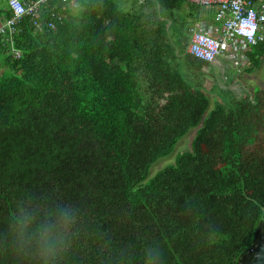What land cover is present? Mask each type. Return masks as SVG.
Segmentation results:
<instances>
[{
  "label": "trees",
  "instance_id": "1",
  "mask_svg": "<svg viewBox=\"0 0 264 264\" xmlns=\"http://www.w3.org/2000/svg\"><path fill=\"white\" fill-rule=\"evenodd\" d=\"M74 1L0 36V264H237L264 206V94L207 88L209 62L173 47L162 10L194 3Z\"/></svg>",
  "mask_w": 264,
  "mask_h": 264
},
{
  "label": "built area",
  "instance_id": "2",
  "mask_svg": "<svg viewBox=\"0 0 264 264\" xmlns=\"http://www.w3.org/2000/svg\"><path fill=\"white\" fill-rule=\"evenodd\" d=\"M49 0H6L10 16L0 13V36L7 33L12 45L17 23L23 15H28L33 25L40 28L46 25L54 28L64 19L63 11L76 6L74 0H60L61 8L49 9L45 22L39 19V8ZM199 7H214L212 19L196 20L189 28L190 38L187 52L201 60L211 62L217 56L226 54L238 61L250 46L258 41L264 42V0H185ZM12 57L18 59L20 52L11 47Z\"/></svg>",
  "mask_w": 264,
  "mask_h": 264
},
{
  "label": "rangeland",
  "instance_id": "3",
  "mask_svg": "<svg viewBox=\"0 0 264 264\" xmlns=\"http://www.w3.org/2000/svg\"><path fill=\"white\" fill-rule=\"evenodd\" d=\"M119 2L123 3V0H119ZM186 5V3H182L179 8L165 9L162 10V13L166 12L168 14H171V19L173 20L174 27L184 25L186 28L187 24L191 22L189 25L191 26L195 22L194 18H196V16H199L200 14V10L190 9ZM238 61L239 62L237 66L232 69H227L225 68V66L220 64V68L218 67L219 69H217V73L221 80L217 78V75H214V81H226L220 83H225L224 88L226 87L228 89L226 93H233L234 96L239 97L243 94L244 91H248L250 96L252 97L253 94L256 93L257 90H259L258 94L262 97V94H264L262 93L264 92V56L260 58L257 66H252V63L245 55L242 56ZM246 68L251 69L248 71ZM207 70L208 69H206V71ZM202 79L205 85L207 84V82H209V79L207 80L205 72L202 73ZM233 79L237 80H234L231 82V84H229L230 80ZM209 97L212 98V94H209ZM195 130L196 127L189 128L184 135L177 139L173 149L168 154L158 157L154 162H152L147 172V178L151 177L163 166L172 163L177 153L187 150L190 147V142L195 133Z\"/></svg>",
  "mask_w": 264,
  "mask_h": 264
},
{
  "label": "crops",
  "instance_id": "4",
  "mask_svg": "<svg viewBox=\"0 0 264 264\" xmlns=\"http://www.w3.org/2000/svg\"><path fill=\"white\" fill-rule=\"evenodd\" d=\"M137 0H123V5L127 6L129 4H135ZM0 3L6 4V0H0ZM187 6V5H186ZM200 10V14L198 16L196 20L202 19V18H208V19H212L213 17V13H214V7L212 6H208V7H199ZM163 15V19L165 20V24L164 27L166 28V31L168 33V38L170 43L173 45V47L177 48V47H182V44L186 45L187 48V44L190 38V23L187 24L186 28L184 25H181L179 27H174L173 24V20L171 19V14H168L166 12L162 13ZM193 21V20H192ZM186 51V50H185ZM239 61H235L233 59H231L228 55L226 54H222L217 56L213 61L209 62L210 64V69L206 71L205 69V75L207 76V80L209 79V82H207L206 86L209 89H212L213 91H218L219 89H224V92L228 91V89L224 88V84L225 83H220V82H226V81H220V82H216L213 79L214 75H217V78H219L218 73H217V69L220 68V64H222L223 66H225V68L227 69H232L235 68V66H237ZM185 65H183V69ZM219 67V68H218ZM2 68H4L2 66V64L0 63V71L2 70ZM200 80L203 81L202 79V75H200ZM219 80H221L219 78ZM234 80L237 79H233L230 80V83ZM211 94V93H210Z\"/></svg>",
  "mask_w": 264,
  "mask_h": 264
},
{
  "label": "water",
  "instance_id": "5",
  "mask_svg": "<svg viewBox=\"0 0 264 264\" xmlns=\"http://www.w3.org/2000/svg\"><path fill=\"white\" fill-rule=\"evenodd\" d=\"M237 264H264V206L261 207L255 240Z\"/></svg>",
  "mask_w": 264,
  "mask_h": 264
}]
</instances>
